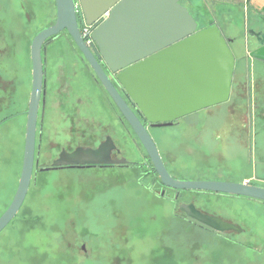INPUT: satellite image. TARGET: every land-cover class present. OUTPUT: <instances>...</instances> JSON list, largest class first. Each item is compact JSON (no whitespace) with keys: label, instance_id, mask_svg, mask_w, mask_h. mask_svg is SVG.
I'll list each match as a JSON object with an SVG mask.
<instances>
[{"label":"rangeland","instance_id":"rangeland-1","mask_svg":"<svg viewBox=\"0 0 264 264\" xmlns=\"http://www.w3.org/2000/svg\"><path fill=\"white\" fill-rule=\"evenodd\" d=\"M199 29L216 25L234 53L228 102L203 108L150 133L173 177L249 181L264 187V60L250 53L264 33V11L194 0ZM56 0H0V216L12 201L23 166L31 85L30 46L56 20ZM84 28V26H83ZM51 43L46 106L40 110L36 166L23 205L0 232V264H264V201L204 190L179 202L245 229L230 237L177 219L176 191L144 173L148 153L83 62L70 34ZM15 95V96H14ZM15 97V104L11 105ZM115 111H114V107ZM133 167H62L42 171L61 150L98 145L110 134ZM154 183L152 188L148 187ZM157 192V193H156Z\"/></svg>","mask_w":264,"mask_h":264},{"label":"water","instance_id":"water-1","mask_svg":"<svg viewBox=\"0 0 264 264\" xmlns=\"http://www.w3.org/2000/svg\"><path fill=\"white\" fill-rule=\"evenodd\" d=\"M56 20L41 29L31 43L32 87L27 110L23 166L16 193L0 216V232L23 205L36 160L39 109L45 94L44 42L67 31L93 69L144 148L166 186L247 196L264 201V187L250 182L181 180L172 176L148 127L132 109L152 125H172L198 110L228 102L235 73V56L216 25L199 29L197 19L181 0H56ZM90 26V34L82 33ZM262 44L264 33L250 31ZM91 38V43L87 42ZM117 85L126 92V98ZM44 100V99H43ZM111 136L98 146L63 149L42 171L62 167L133 166L125 157H112L117 148ZM179 210L215 231L243 228L206 213L194 202Z\"/></svg>","mask_w":264,"mask_h":264},{"label":"flooded vegetation","instance_id":"flooded-vegetation-1","mask_svg":"<svg viewBox=\"0 0 264 264\" xmlns=\"http://www.w3.org/2000/svg\"><path fill=\"white\" fill-rule=\"evenodd\" d=\"M47 27V26H46ZM45 28V27H44ZM80 28H82L83 29V27H80ZM58 36V35H57ZM57 36H55V37H51V38H49V39H47L46 40V42H44V45H43V49H42V55L41 56H43V60H44V70H45V74H44V79H45V94L42 96V99H41V103H40V109H39V117H40V110H42L45 106H46V96L45 95H47V89H48V63H49V59H50V56H49V49H50V47H51V43L53 42L52 40H54V38H56ZM257 38V37H256ZM257 42H258V44L255 46V48H254V50L250 53L252 56H254L255 58H257V59H262V58H260L258 55H257V53H256V49H258L262 44L260 43V41L258 40V38H257ZM32 43V42H31ZM4 50L5 49H7L6 50V52L8 53L9 51H8V46L7 47H4L3 48ZM7 53H3L2 52V54L0 53V57L2 58L3 57V55L4 54H7ZM30 53H31V46H30ZM82 58H83V62L84 63H86L87 65H88V67H90V69L91 70H93L92 68H91V66H90V64L88 63V61L86 60V58L84 57V56H82ZM262 60H264V59H262ZM31 62H32V59H31ZM93 73H94V71H93ZM95 74V73H94ZM95 78L97 79V76L95 75ZM98 80V79H97ZM99 81V80H98ZM100 82V81H99ZM31 87H32V85H31ZM117 87H118V89H119V91L122 93V95L126 98V92L124 91V89L121 87V86H119V85H117ZM30 94H31V92H30ZM15 96V95H14ZM44 99V100H43ZM30 100V99H29ZM15 104V97H14V99L12 100V102H11V105L9 106V107H13V105ZM29 105V104H28ZM116 105V104H115ZM114 107V106H113ZM115 107H117V105L115 106ZM115 107H114V111H115ZM131 107H132V109L136 112V114L141 118V120H142V122L148 127V129H149V131H150V128L151 127H160V126H158V125H152V123H150L149 121H147L146 119H144L141 115H140V113L138 112V110L135 108V107H133V105H131ZM28 109V108H27ZM117 109H119L118 107H117ZM119 111V118H120V120H121V122L124 124V123H128V121L125 119V117L123 116V114L121 113V111L120 110H118ZM26 113H27V110L25 111ZM193 114V113H192ZM16 115H18L17 113L15 114V113H13V115L12 116H7V117H5V118H3L2 120H0V127L1 126H3L4 125V123H6L7 122V120L8 119H11V118H15L16 117ZM191 114H189V116H190ZM39 117H38V121H39ZM184 117H188V115L187 116H184ZM184 117H182V118H184ZM181 119V118H180ZM178 120L179 119H177V120H175L174 121V123L173 124H176L177 122H178ZM130 125V124H129ZM132 128V127H131ZM37 129H38V126H37ZM108 136H111L112 138H113V136L111 135V133L110 134H105V136H104V138L103 139H101L100 141H99V143H98V145L102 142V141H104ZM113 140H114V142H115V146H117V148L116 149H114L113 150V152H112V157H124V154H123V151H122V149L118 146V144L116 143V141H115V139L113 138ZM98 145H95V146H91V145H85V146H91V147H96V146H98ZM36 146H37V142H36ZM84 146V145H83ZM84 146V147H85ZM74 149V148H73ZM72 148H71V150H73ZM133 166H131V167H133V168H139V170L138 171H140V170H142L143 169V166H144V164H142V163H139V162H134V161H129ZM146 163L148 164V163H151L152 164V166H151V169H149V170H147V172H144L145 174L146 173H154V174H157L158 175V173L155 171V169L153 168V163H152V161L150 160V157H149V155H148V159H147V161H146ZM117 166H119V167H129V166H126V165H114V166H89V167H102V168H104V167H117ZM159 176V175H158ZM160 178V177H159ZM154 183L155 182H152V184L151 185H149L148 187H150V188H152L153 186H154ZM162 187H163V190H162V192H161V194L160 195H162V196H164V192H165V186H166V184L164 185L163 183H162V181H161V179L159 180V182H158ZM166 188H171V189H174L175 191H176V194H175V196H174V202L177 204V207H178V209H179V205L181 204V203H183V202H187V203H189V202H193L192 200L191 201H187V200H184L183 199V201H181V202H179V200H180V196L179 195H181V192H186V191H194V190H182V189H175V188H172V187H169V186H166ZM157 193V192H156ZM180 211V210H179ZM176 215V217H177V219H183V220H189L190 222H194V224H196L197 226H199V227H202V228H204V229H206V230H209V231H211V232H214L215 234H217V235H223L224 237L226 236L227 238L228 237H230L229 235H227L226 233L227 232H230V231H225V232H219V231H215L214 229H212V228H210V227H208V226H206V225H203V224H201V223H199V222H197L196 220H194V219H192V218H189V217H187L184 213H182L181 211H180V213L179 214H175ZM243 228V227H242ZM232 231H234V230H232ZM245 231V229L243 228V230L241 231V232H238V231H236V232H238V233H243Z\"/></svg>","mask_w":264,"mask_h":264},{"label":"crops","instance_id":"crops-1","mask_svg":"<svg viewBox=\"0 0 264 264\" xmlns=\"http://www.w3.org/2000/svg\"><path fill=\"white\" fill-rule=\"evenodd\" d=\"M203 1L204 3H208V2H218L221 4H234V5H239L241 6V8H243L244 10H248V11H253L254 13H258L260 14V12L264 11V0H200ZM181 2L188 7V11H190L192 13V15L197 19L199 25H200V19L198 17L197 12L194 11V0H181ZM213 24L210 25H206L204 27H208L211 26ZM246 182H249L247 180H245Z\"/></svg>","mask_w":264,"mask_h":264},{"label":"built area","instance_id":"built-area-1","mask_svg":"<svg viewBox=\"0 0 264 264\" xmlns=\"http://www.w3.org/2000/svg\"><path fill=\"white\" fill-rule=\"evenodd\" d=\"M82 33L85 35L90 34V26H84V28L82 29ZM87 42L91 43V38L87 37Z\"/></svg>","mask_w":264,"mask_h":264},{"label":"trees","instance_id":"trees-1","mask_svg":"<svg viewBox=\"0 0 264 264\" xmlns=\"http://www.w3.org/2000/svg\"><path fill=\"white\" fill-rule=\"evenodd\" d=\"M185 221H187V222H188L189 220H185Z\"/></svg>","mask_w":264,"mask_h":264}]
</instances>
